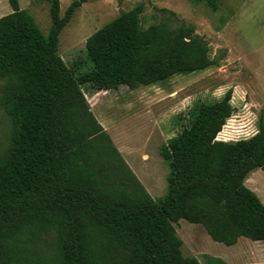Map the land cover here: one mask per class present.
Wrapping results in <instances>:
<instances>
[{
  "label": "trees",
  "instance_id": "obj_1",
  "mask_svg": "<svg viewBox=\"0 0 264 264\" xmlns=\"http://www.w3.org/2000/svg\"><path fill=\"white\" fill-rule=\"evenodd\" d=\"M46 1L47 36L18 0L0 17V108L13 122L0 155V264H202L181 252V219L226 246L264 241V203L245 185L251 171H264V125L249 138L217 139L233 111L231 89L160 146L170 170L158 199L85 98L84 90L135 89L217 65L194 26L142 28L140 3L88 36L89 67L76 74L58 54V37L86 0H73L63 16L60 0Z\"/></svg>",
  "mask_w": 264,
  "mask_h": 264
},
{
  "label": "rangeland",
  "instance_id": "obj_2",
  "mask_svg": "<svg viewBox=\"0 0 264 264\" xmlns=\"http://www.w3.org/2000/svg\"><path fill=\"white\" fill-rule=\"evenodd\" d=\"M72 1L60 0L61 16ZM216 1L217 8L212 10L205 2L193 0H86L58 37L59 56L76 74L84 72L89 67L85 53L88 36L120 12L142 3V28L162 21L175 28L185 22L193 25L195 33L207 42L209 57L217 62L215 66L135 89L120 85L110 91L84 90L94 118L144 187L150 191L156 177H161L163 191H150L155 199L165 194L164 179L170 170L169 163L159 154L160 146L188 128L202 105L215 102L232 90L233 111L217 135L220 140L249 138L258 131L260 123L264 125V0ZM18 2L42 34L48 35L49 3ZM0 12V16L11 12L8 0H0ZM12 133L13 122L0 108V155L7 151ZM245 185L259 192L264 203V171H251ZM175 229L183 242V256L195 257L202 264H207L210 257L221 258L226 264L254 263L260 257L251 249L264 250V242L245 237L236 248L215 242L200 224L183 219Z\"/></svg>",
  "mask_w": 264,
  "mask_h": 264
},
{
  "label": "crops",
  "instance_id": "obj_3",
  "mask_svg": "<svg viewBox=\"0 0 264 264\" xmlns=\"http://www.w3.org/2000/svg\"><path fill=\"white\" fill-rule=\"evenodd\" d=\"M46 1V0H45ZM7 12V11H6ZM1 13V12H0ZM5 15V14H4ZM1 16H3V15H1ZM0 16V17H1ZM64 29V28H63ZM47 36V35H46ZM173 137V136H172ZM171 138V137H170ZM169 139V138H168ZM218 139V138H217ZM218 140H220V139H218ZM163 144V143H162ZM161 144V145H162ZM137 177V176H136ZM138 178V177H137ZM139 180V179H138ZM164 180H166V176H165V179ZM140 181V180H139ZM141 182V181H140ZM154 187H150L151 189H150V191L153 193V194H157L159 191H161V189H162V191H163V186H164V183H163V181H162V179H161V177H156V179H155V181H154ZM166 184H167V182H166ZM143 185V184H142ZM144 186V185H143ZM250 188H251V186H249ZM145 188V190L150 194V196L152 197V194L150 193V191L147 189V187L145 186L144 187ZM166 189H167V185H166ZM251 190H253V192L255 193V194H257L258 196H259V198H261L260 197V193L259 192H257V191H255L253 188H251ZM165 193H166V191H165ZM153 198V197H152ZM155 199V198H154ZM242 237H240L239 239H238V241L234 244V245H232L231 246V248H236V247H238V245L240 244V239H241ZM262 242H264V241H262ZM245 246H246V244H245ZM251 251H254L255 253H253V254H255V255H257L258 257H260V259H259V261L258 262H254V263H244V264H256V263H264V250L262 249V250H254L253 248L251 249ZM221 259V258H220ZM228 264V263H227ZM231 264V263H230ZM234 264H237V263H234ZM241 264V263H240Z\"/></svg>",
  "mask_w": 264,
  "mask_h": 264
}]
</instances>
